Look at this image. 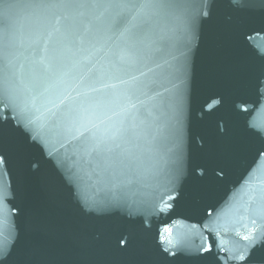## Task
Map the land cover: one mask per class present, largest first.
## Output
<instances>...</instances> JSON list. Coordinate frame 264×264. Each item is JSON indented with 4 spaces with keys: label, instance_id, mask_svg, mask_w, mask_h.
Segmentation results:
<instances>
[{
    "label": "water",
    "instance_id": "water-1",
    "mask_svg": "<svg viewBox=\"0 0 264 264\" xmlns=\"http://www.w3.org/2000/svg\"><path fill=\"white\" fill-rule=\"evenodd\" d=\"M0 264H264V0H0Z\"/></svg>",
    "mask_w": 264,
    "mask_h": 264
},
{
    "label": "snow or ice",
    "instance_id": "snow-or-ice-1",
    "mask_svg": "<svg viewBox=\"0 0 264 264\" xmlns=\"http://www.w3.org/2000/svg\"><path fill=\"white\" fill-rule=\"evenodd\" d=\"M237 2L240 4H244V3H247V0H237Z\"/></svg>",
    "mask_w": 264,
    "mask_h": 264
}]
</instances>
